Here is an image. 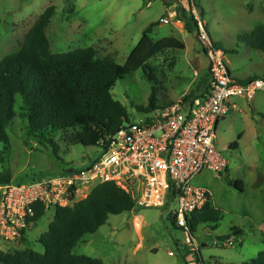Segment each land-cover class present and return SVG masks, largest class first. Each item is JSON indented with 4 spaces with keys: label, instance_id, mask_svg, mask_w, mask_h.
<instances>
[{
    "label": "rangeland",
    "instance_id": "rangeland-1",
    "mask_svg": "<svg viewBox=\"0 0 264 264\" xmlns=\"http://www.w3.org/2000/svg\"><path fill=\"white\" fill-rule=\"evenodd\" d=\"M190 6L200 16L203 10L201 17L214 43L225 51L224 62L233 76H264V53L246 42L247 35L264 24V0H0V61L21 50L25 36L49 7L55 8L47 29L54 53L92 47L98 59L111 57L119 65H125L144 29L158 23L151 37L158 41L174 35L182 39L185 50L157 56L150 62L152 71L139 70L128 75L118 80L112 90L114 99L126 107L130 122L139 123L152 116L138 108L147 107L154 87L160 88L152 78L160 79L163 73L159 69L165 60H176L171 83L165 84L170 97H178L194 79L200 82L199 87L207 83L208 63L195 34L181 36L172 32V24L163 23L172 12L177 16L171 22L179 20V8L189 10ZM179 72L185 79L175 77ZM231 101H236L238 108L221 120L215 139L217 150L228 162V170L223 174L204 171L193 182L211 192V207L220 217L217 229L204 224L194 233L197 255L203 264H245L264 252V93L251 101L238 97ZM20 104L21 98L17 97L16 111ZM7 133L10 147L0 141V173L10 174L14 184L42 179L68 165L90 164L103 154L100 146L67 147L60 142L61 161L57 162L48 145L29 137L19 117ZM234 142L239 143L236 150L230 147ZM228 180H242L245 191H237ZM164 212L165 209L136 206L130 213L109 216L107 224L79 241L72 254L100 259L105 264L196 262L195 252L185 245L183 231L173 225L174 216L170 218ZM53 218L54 211H47L27 233L25 241L7 242L0 238V251L29 248L44 253L38 239L48 231ZM233 230L242 236L232 235L235 244L226 247L220 238Z\"/></svg>",
    "mask_w": 264,
    "mask_h": 264
},
{
    "label": "trees",
    "instance_id": "trees-1",
    "mask_svg": "<svg viewBox=\"0 0 264 264\" xmlns=\"http://www.w3.org/2000/svg\"><path fill=\"white\" fill-rule=\"evenodd\" d=\"M54 11V7H49L25 36L21 50L0 61V141L6 148L10 147L7 130L19 117L29 137L48 145L59 162L60 142L67 147H97L131 125L126 107L112 95L117 81L139 70L152 71V59L171 50L182 51L185 44L174 37L155 41L151 34L158 23H152L144 29L125 65L117 64L111 57L98 59L92 47L57 54L52 51L47 35ZM201 16L204 17L203 10ZM179 17L185 29L197 37L198 26L191 6L189 10L180 7ZM246 42L252 49L264 53V24L256 26L247 35ZM152 79L159 85L157 77ZM159 91L154 87L149 105L138 108L139 111L152 113L166 108L158 104ZM17 97L21 98L19 111L15 110ZM56 135L61 137L56 138ZM241 138L240 135L239 140ZM230 147L236 150L239 143L234 142ZM8 183H12L11 175L0 173V184ZM228 183L241 193L245 191L242 180H228ZM135 207L131 196L115 183L100 184L75 206L54 210L48 231L38 239L44 253L29 248L0 251V264H105L86 255H73L72 250L86 235L96 233L107 224L109 216L130 213ZM46 213L45 208L38 206L34 224L37 225ZM219 222V212L208 203L203 211L192 216L190 226L195 233L204 224H212L217 229ZM173 225L177 227L176 219ZM236 231L220 240H229L232 235L242 236ZM249 263L264 264V252Z\"/></svg>",
    "mask_w": 264,
    "mask_h": 264
},
{
    "label": "built area",
    "instance_id": "built-area-1",
    "mask_svg": "<svg viewBox=\"0 0 264 264\" xmlns=\"http://www.w3.org/2000/svg\"><path fill=\"white\" fill-rule=\"evenodd\" d=\"M192 15L198 43L209 63L208 92L156 109L149 119L123 128L100 143L103 154L90 164L68 165L26 184H0L2 240L27 237L35 226L38 206L46 211L73 207L96 186L113 182L131 196L135 206L165 209L164 214L174 216L185 245L197 259L199 248L190 220L211 203L212 195L193 182L204 171L223 174L228 170V162L215 145L219 123L235 108L230 105L232 98L251 101L264 93V76L247 81L233 77L224 62L225 51L212 40L205 20L197 9H192ZM176 16L172 13L163 23L169 24ZM234 244L231 239L223 241L226 247ZM189 264H203V260Z\"/></svg>",
    "mask_w": 264,
    "mask_h": 264
},
{
    "label": "crops",
    "instance_id": "crops-1",
    "mask_svg": "<svg viewBox=\"0 0 264 264\" xmlns=\"http://www.w3.org/2000/svg\"><path fill=\"white\" fill-rule=\"evenodd\" d=\"M172 13H176V12H172ZM169 24H172V32L173 33L180 34L181 36H184L185 33H190V32H188L185 29L184 22L181 21L180 19L177 20V21H175V22H170ZM193 34H195V33H193ZM195 36H196V34H195ZM170 37H174V38H176V39H178L180 41L182 40L179 37H176L174 35H172ZM184 50H182V51H184ZM171 51H178V50H171ZM168 52H170V51H168ZM203 54H204V52H203ZM205 59H206V57H205ZM206 61H207V59H206ZM207 63H208V61H207ZM175 65H176V60L175 59L165 60V62L163 63V66H161L160 69H159L163 73L160 76V79L158 80L159 81V85H160V88L159 89L161 91V93L159 91V93L161 95V97H160L161 99L157 98V100L159 102L158 104H159L160 107H162V106L168 107V106H171L173 104H176V103H178L179 101H182V100L189 101L190 99L194 98L197 95H202V94L207 93L208 90H209V85H210V82H211V77L209 75V63H208L207 83L205 85H201L199 87V83L200 82L198 80L194 79V80H192L189 83V85L186 88L182 89V93L178 97H176V98L170 97V90L166 87L165 84H167L168 82L171 83V80H172V78H171V72L175 71ZM196 75L198 76V73ZM175 77L177 79H179V80L185 79L184 78V75L182 74V72H179V75L178 76H175ZM233 77H235V76H233ZM252 77H260V76L256 75V76H251V77H247V78H243V79H239L237 77H235V78L238 79V80H240V81H245V80H248L249 78H252ZM232 104H235L236 106H235V108L232 107L231 110H234V109H237L238 108V105H237L236 101L235 102H232L231 101V104L230 105H232ZM253 109L254 110H257L254 104H253ZM231 110H230V112H231ZM229 113H228V115H229Z\"/></svg>",
    "mask_w": 264,
    "mask_h": 264
}]
</instances>
